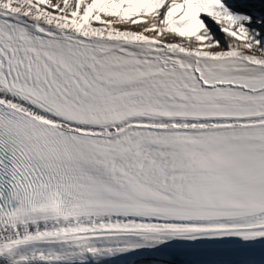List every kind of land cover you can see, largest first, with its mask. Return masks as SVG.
Wrapping results in <instances>:
<instances>
[{"label":"snow or ice","instance_id":"1","mask_svg":"<svg viewBox=\"0 0 264 264\" xmlns=\"http://www.w3.org/2000/svg\"><path fill=\"white\" fill-rule=\"evenodd\" d=\"M0 264H264V0H0Z\"/></svg>","mask_w":264,"mask_h":264}]
</instances>
